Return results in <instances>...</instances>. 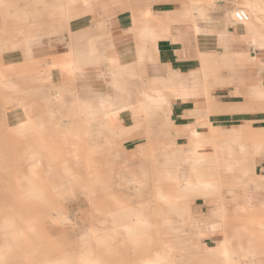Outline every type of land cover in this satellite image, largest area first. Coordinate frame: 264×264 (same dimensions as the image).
Returning <instances> with one entry per match:
<instances>
[{
	"label": "rangeland",
	"instance_id": "1",
	"mask_svg": "<svg viewBox=\"0 0 264 264\" xmlns=\"http://www.w3.org/2000/svg\"><path fill=\"white\" fill-rule=\"evenodd\" d=\"M167 1L172 2L176 9L162 16H156L149 8L137 13L124 10L121 18L132 19L130 39L135 47H141L140 50L136 48L135 62L127 65L125 59L133 54V50L128 47L116 50L120 41L114 40L107 30L103 33L102 24L98 25V30L93 24L91 16L97 12V0H0V246L9 247L2 264H44L66 258L70 260L69 264H77L75 260L82 249L81 242H62L65 235L51 237L48 229L52 225L72 234L82 233L81 236L86 231H95L97 237L90 240V249L94 259L101 264H146L155 254L165 255L166 264H225L221 257L211 255L210 247L204 244L202 223L214 226L219 231L218 236L222 239L214 245L232 253L235 264H249L257 256L264 261V206L250 210H237L234 207L235 212L242 214L233 211L227 214L229 210L220 204L225 193L242 188L243 181L247 180L248 183L254 173V167L237 170L225 168V164L246 162L249 147L264 146V137L251 131L246 124L224 134L207 120L210 114L221 112L214 97L231 88L224 85L219 89L222 82L213 79L216 76L214 73L225 72L227 78L234 73L232 81L239 86L248 80L245 71L253 68V65L236 69L237 66L231 62L210 64L206 68V75L212 79L202 81L198 103L187 114L192 118L191 123L176 127L162 114L153 115L139 122L133 131L136 136L131 141H127L129 135L124 140L123 129L120 133L113 131V135L100 134L99 143L104 140L106 145L104 152L94 153L87 148L86 130L66 132L57 113L51 115L52 127L47 129L36 126L33 131H27L25 126L19 125L17 131H12L4 122V110L18 96L12 94L16 92L15 84L26 82L24 77L12 78L11 72H20L24 66L37 63L38 55L46 54L60 44L72 49L75 43L82 52L84 66L102 69L99 76L104 81L109 80L114 100H122L124 95L135 99L139 92H148L149 80L167 71H160L158 65L150 61L157 60V42L168 38L170 31L189 26L193 28L194 23L206 24V20L211 19L208 24L210 28L225 32L217 39H198L199 49L215 53L218 48H225L219 43L222 39L230 50L243 51L245 38L233 26L235 19L226 18V12L243 9L244 0H230L229 9L224 8L223 0ZM258 1L264 8V0ZM130 2L133 6L136 1ZM142 15L149 18V25L139 21ZM87 17L88 20L80 23L79 28L75 26V19ZM262 21L260 28L264 31V18ZM75 28L81 30L78 35H74ZM142 29H149L151 35L141 37ZM93 30L98 31L99 36L95 37ZM63 36L68 37L67 44ZM126 50L130 52L125 54ZM69 60V56L43 58L42 63L49 62V66L45 77L39 73L36 81L48 82L50 75H63L56 67ZM194 67H198L197 59L184 61L173 70L187 82ZM226 83L229 84V81ZM240 92L244 103L236 105L232 111H247V105L251 102L254 108L264 110V100L253 98L243 88ZM56 94L54 106L61 100L60 93L56 91ZM10 112L8 109L7 113ZM167 128L172 130V136H163L162 131ZM129 132L128 126L126 134ZM195 141L204 147L206 155L200 167L191 168L190 149ZM219 141L231 143L233 151L237 149L240 158L232 159L235 162H229V158L219 159ZM138 145L147 146L141 156L132 152ZM68 148L74 150L70 155L65 153ZM13 149L16 151L12 153ZM112 162L114 168H107ZM68 164L85 165L87 168L67 169ZM167 172L174 174L176 180H167ZM196 172L210 178L213 187L208 192L189 193L181 188V176H193ZM83 176L100 181L114 177V185H98V194L87 202V215L69 220L61 216L66 214L68 201L45 189L50 183L69 177V182H78ZM26 180L30 182L27 187L24 184ZM158 187L163 195L162 200L158 198L161 194H156ZM168 195L183 198L176 200ZM198 200H203L206 205H220L222 219L195 217L191 206ZM118 209L125 210V222L130 221L133 211L143 212L150 220V228L144 232L137 227V231L130 235L117 230L112 239L99 240L112 228L115 219L112 214ZM23 210L34 211V216L14 215L21 214ZM51 214L59 217L53 218ZM63 218L67 221L62 222ZM12 233L17 234L15 238H12Z\"/></svg>",
	"mask_w": 264,
	"mask_h": 264
},
{
	"label": "crops",
	"instance_id": "2",
	"mask_svg": "<svg viewBox=\"0 0 264 264\" xmlns=\"http://www.w3.org/2000/svg\"><path fill=\"white\" fill-rule=\"evenodd\" d=\"M130 1L97 0V12L91 16L97 30L98 25L102 24L101 31L103 33L107 30L114 40L120 41L116 50H121L125 47L133 50V54L125 59L127 65L135 62L136 48L141 49V47L140 45L135 47L134 42L130 39V31L133 30V25H130L132 19L129 22V17L121 18L125 12L124 10L126 9L129 13H137L139 10L149 8L156 16H162L172 13L176 9L172 2L167 0H133L136 1L133 2L135 4L133 6H131ZM223 2L225 4L224 8L229 9L230 0H223ZM140 18L141 20L139 21L147 23L148 17L146 15H142ZM86 20H88V17L75 19L74 24L78 27L80 23L82 24ZM210 21L211 19L206 20V24L196 23L199 26L197 30L189 26L184 29L170 31L168 38L157 42V60L150 62H155L160 71H167L162 74H156L149 80L148 92L151 91V93L139 92L138 97L135 99H132L129 95H124L122 100H114V93L112 87H110L109 80L104 81L99 76L102 69L84 66L81 61L82 52L75 43L72 49L60 44L59 47L47 51L46 54L38 55L37 63L24 66V70L20 72H11L12 78L24 77L26 82L24 84H15L16 92L12 94L18 95L17 99L6 107L3 112L6 126L12 131H17L16 128L19 125L25 126L27 131H33L36 126H43L45 129L51 128V115L57 113V116L61 119V127L66 132L71 133L78 129L86 130L87 148L92 149L94 153L104 152L106 145L104 140L101 141V144L99 143L98 136L100 134L101 136L105 134L108 136L109 133L113 135V131L120 133L123 129L124 140H127V135H129L127 141H131L136 136L133 131L139 126V122L153 115L162 114L167 121H171L176 127L191 123L192 118L187 116V114L193 111L196 103H198L202 81H210L212 79L210 75H206L208 74L206 73V68L210 67V64H227L231 62L237 66L236 69L247 64H251L254 67L245 71L248 80H245L239 86L232 81L234 73L229 78H227L225 72L214 73L216 76L213 79L222 82L220 83L222 85L218 86L219 89L223 88L224 85H228L231 88L223 91L222 95L214 97L217 108L221 112L210 114L207 120L224 134L239 129L243 124H246L251 131L264 137V110L254 108V104L251 102L247 105V111H232L236 105L244 103V98H242L240 92L241 88L245 89L253 98L264 100V96L262 98L258 96L259 89L264 94V49L247 48L248 45L244 44L246 43V38L242 43L244 48L241 50L243 51L239 52L227 48L222 39L219 43L225 48H218L215 53H208L205 49H199L197 33L219 36L225 32L223 30L219 31L220 29L210 28L208 26ZM80 31L75 28L74 35H78ZM93 34L96 37L100 33L93 30ZM63 40L67 44L68 37L63 36ZM128 52L130 50H126L125 54ZM52 56H69L70 60L64 63L70 62L69 71L72 68L73 75L71 77L65 75L67 71L61 63L58 71L63 75H50L51 80L48 82L36 81L35 77L39 73H42L41 77H45L44 74H46L49 66V62L44 64L42 59ZM194 59L198 60V67H194L191 70L187 82L183 81L180 78L181 75L176 70H173V67L182 64L184 61L191 62ZM226 81H229V84ZM56 91L60 93L61 100L54 106V98L57 97ZM162 97L165 98L166 102H162ZM141 104L145 106V111L141 108ZM8 109L11 111L9 114L7 113ZM128 126L130 132L126 134ZM162 133L163 136L173 135L172 130L168 128L163 130ZM193 136H196V134H193ZM146 147V145H138L132 152L134 155L141 156ZM100 148L101 150H99ZM124 148L126 149V147ZM217 148L218 158L221 160L229 158V162H235L232 159L240 158L237 149L233 151L229 142L219 141ZM15 151L14 149L11 150L12 153ZM73 151L72 148H68L65 153L70 155ZM190 151V160L192 161L190 167H200L206 155L204 154V147L195 141L192 143ZM244 153L246 154V152ZM246 160V162L242 160L236 164H225L224 166L225 168H237V170L254 167V173L248 183L247 180H244L242 188L232 189L220 199V204L229 210L227 214L231 211L236 214H242L235 212L233 208L246 203L252 208L264 206V146H250ZM109 167L114 168L113 162L111 166H107V168ZM76 168L86 169L87 166H74L71 164L67 166V169ZM165 178L167 180H176L175 175L169 172L165 174ZM69 180H71L70 177L65 178L61 182L50 183V186L45 189L49 190L51 194L62 196L64 200L68 201L65 206L66 214L61 216L67 217L69 220L71 218L77 220L80 216L87 215V202L93 200L94 196L98 194V185H114V177L102 178L101 181L98 178L94 179L84 176L78 182H69ZM181 182V188L189 193L196 191L208 192L213 187L210 178L203 173L197 172L193 176L182 175ZM24 184L27 187L30 182L26 180ZM70 185H74V187H70ZM94 185L96 187H91ZM158 192L161 194L159 187L158 189L156 188V194ZM162 197L163 195L161 194L158 198L162 200ZM169 197L176 200L183 198L181 196ZM191 210L195 217L203 219H210L213 214L219 213V207H215L214 204L206 205L203 200L201 202L200 200L198 202L195 201L191 206ZM14 215L34 216V211L23 210L21 214L17 213ZM51 216L53 218L59 217L56 214H51ZM201 230L205 234L203 240L206 246H212L222 239L218 236L219 231L214 226L203 225L202 223ZM48 234L53 238L65 235L62 242L70 243L74 240L80 241L82 233L72 234L57 225H52L48 229ZM249 264H264V261L262 257L257 256Z\"/></svg>",
	"mask_w": 264,
	"mask_h": 264
},
{
	"label": "bare ground",
	"instance_id": "3",
	"mask_svg": "<svg viewBox=\"0 0 264 264\" xmlns=\"http://www.w3.org/2000/svg\"><path fill=\"white\" fill-rule=\"evenodd\" d=\"M244 7L243 9L246 10L250 17H252L251 20H249L246 23H239L235 22L234 20V12L227 11L226 12V18L234 20L233 26L236 28L237 33L241 35L242 37L246 38V43L251 48H263L264 49V31L260 28L262 26V18H264V8L261 6L258 0H244ZM241 9V10H243ZM243 10V11H244ZM129 22H131L130 18ZM147 25L150 24L149 18L146 23ZM258 25V27L256 26ZM146 27V26H145ZM198 25L194 23L195 30L198 29ZM143 32H141V37H149L151 35V32L149 29H142ZM196 36V35H195ZM197 38L203 41H207V39L211 38H218V36L208 35V34H200L197 33ZM140 50V49H139ZM70 63V62H69ZM69 63H62L63 68L67 71L65 72V75L71 77L73 75V69L69 71ZM59 70V66L56 67ZM85 69V68H84ZM57 70V71H58ZM75 75V74H74ZM7 84H11L10 82H7ZM258 96L262 98L264 94L262 93L261 89H259ZM162 102H166L165 98L162 97ZM141 108L145 111V106L143 104L140 105ZM40 162V161H39ZM166 203H172L173 201H164ZM246 202V201H245ZM216 207V206H215ZM219 209H221V206L219 205ZM237 210H250L252 207L246 203L241 206H236ZM114 221L112 228L109 229L107 233L101 236L99 240L102 241V239H112L114 235L116 234L117 230L125 231L127 235H130L137 231V227H139L142 231H146L150 228L151 223L149 218L141 211H133L131 215V219L129 222H125L124 218H126L125 210L118 209L112 214ZM223 217L222 212L213 214V216L210 219L214 220H221ZM62 222H66L67 219L63 218L61 220ZM182 220H179L181 222ZM61 223V222H60ZM166 223L165 225H167ZM19 229V228H18ZM84 233V232H83ZM16 233H12V238L16 237ZM95 231H89L85 234H83L80 237V242L82 244V249L79 252V254L76 257L75 263L77 264H101L97 260L94 259V255L90 249V240L93 238L95 239L97 236ZM22 237V236H21ZM92 239V241H93ZM210 248V254L215 255L218 257H221L225 264H235V262L232 260L233 254L228 253V251L219 248L216 245L209 246ZM9 251V247L0 246V264H2L5 261V255ZM9 257V256H8ZM166 256L155 254L151 260H149L146 264H166ZM70 260L68 258L62 259V260H56L53 262H48L44 264H69Z\"/></svg>",
	"mask_w": 264,
	"mask_h": 264
},
{
	"label": "built area",
	"instance_id": "4",
	"mask_svg": "<svg viewBox=\"0 0 264 264\" xmlns=\"http://www.w3.org/2000/svg\"><path fill=\"white\" fill-rule=\"evenodd\" d=\"M234 19L235 22L246 23L250 20V17L245 11L237 9V11L234 12Z\"/></svg>",
	"mask_w": 264,
	"mask_h": 264
}]
</instances>
